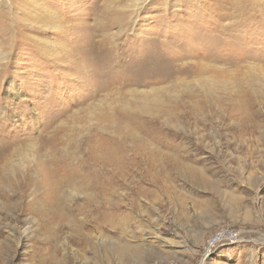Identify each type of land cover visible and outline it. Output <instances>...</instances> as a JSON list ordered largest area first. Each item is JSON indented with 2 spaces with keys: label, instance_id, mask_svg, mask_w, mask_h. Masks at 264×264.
<instances>
[{
  "label": "rangeland",
  "instance_id": "obj_1",
  "mask_svg": "<svg viewBox=\"0 0 264 264\" xmlns=\"http://www.w3.org/2000/svg\"><path fill=\"white\" fill-rule=\"evenodd\" d=\"M0 195V264H264V0H0Z\"/></svg>",
  "mask_w": 264,
  "mask_h": 264
},
{
  "label": "bare ground",
  "instance_id": "obj_2",
  "mask_svg": "<svg viewBox=\"0 0 264 264\" xmlns=\"http://www.w3.org/2000/svg\"><path fill=\"white\" fill-rule=\"evenodd\" d=\"M34 4L38 7V8H40L41 9V13L42 14H45L46 16H45V18H47L48 17V19H47V21H49V22H51V23H53V22H57L58 23V21H56V15H54L55 14V11L54 10H52L51 8H49L48 6H46L45 4H42V3H40L39 1H34ZM38 13H40V12H38ZM43 19V18H42ZM41 19V20H42ZM43 21H44V19H43ZM58 25V24H57ZM57 25H52V26H54V27H56L57 28ZM60 27V26H59ZM109 39V37L107 36V37H103L101 40H99L98 42H100V43H102V44H104V43H108L107 42V40ZM44 44L48 47L47 48V51L49 52V51H55L56 49H57V45H55V44H52L51 42H48V41H44ZM109 44V43H108ZM57 51V50H56ZM47 52V53H48ZM53 54V53H52ZM100 140V141H99ZM99 140H97L98 142H96V144H95V148H94V152L97 154L96 155V157L99 159L98 161H92L93 163H90V168L91 169H89L88 168V161L86 162L85 161V163H84V165L89 169L87 172L86 171H84V170H81V173L79 172V174H78V176L79 177H83V179H84V182H86L87 184H93V185H95V187H96V189H98V190H104V187H106V182H107V177H106V175L104 174L105 173V169H106V162H108V161H104V159H105V157H107L108 156V154H109V159H114V154L115 153H119V150H117L116 148H109V147H107V146H105V141L104 140H101V139H99ZM96 141V140H95ZM111 149H114V151H111L110 153H109V150H111ZM103 160V161H102ZM117 162V161H116ZM4 163V162H3ZM95 165H98L99 166V168H94V166ZM90 170H94V171H90ZM92 173H94L96 176H97V178H93L92 177ZM69 182H74V180H72V179H69V178H66ZM26 188H27V186H24L22 189H21V191L19 192V196L20 197H23L24 196V194H26L27 193V191H26ZM25 191H26V193H25ZM1 196V195H0ZM36 197L37 198H39V196L38 195H36ZM59 199H55V202H54V204H55V207H57L58 205H59ZM23 208V210H33V211H35L36 210V208H34L33 209V205H31V204H27V205H25V206H23L22 207ZM54 211H58L57 209H53ZM36 217H37V220L39 219V217L40 218H42L43 216H45L46 215V212L45 211H42V210H36ZM49 218V217H48ZM50 221V220H49ZM39 222V221H38ZM40 223V222H39ZM42 227V226H41ZM39 245H40V243H39ZM55 251H56V249H55ZM53 254V253H52ZM55 256V255H54ZM46 258V257H45ZM56 261V260H55Z\"/></svg>",
  "mask_w": 264,
  "mask_h": 264
},
{
  "label": "built area",
  "instance_id": "obj_3",
  "mask_svg": "<svg viewBox=\"0 0 264 264\" xmlns=\"http://www.w3.org/2000/svg\"><path fill=\"white\" fill-rule=\"evenodd\" d=\"M242 238V231L233 226H221L215 229L206 241V252H211L222 244H235Z\"/></svg>",
  "mask_w": 264,
  "mask_h": 264
}]
</instances>
